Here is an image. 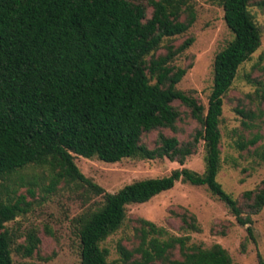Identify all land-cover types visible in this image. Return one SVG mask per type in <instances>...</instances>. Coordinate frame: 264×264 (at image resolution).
<instances>
[{"label": "trees", "instance_id": "obj_1", "mask_svg": "<svg viewBox=\"0 0 264 264\" xmlns=\"http://www.w3.org/2000/svg\"><path fill=\"white\" fill-rule=\"evenodd\" d=\"M215 1L233 36L215 56L205 106L178 87L191 65L176 60L195 38L173 41L196 22L194 0H0V264H15L14 247L24 256L40 249L38 228L17 243L8 223L30 210L21 187L31 185L27 190L34 196L35 186L46 180L47 193L63 184L89 203L73 219L81 264H110L103 242L124 226L128 205L147 202L177 181L207 187L252 234L253 215L264 208V180L243 193V203L226 191L218 180L220 124L224 98L262 45V28L251 7L264 12V0ZM245 77L264 98V78ZM176 101L199 123L187 140L177 134L183 112ZM151 132H157L153 147L145 141ZM260 139H238L235 146L245 150ZM201 140L203 172L175 168L115 192L76 163L78 155L111 163L168 158L183 165ZM30 167L45 171L25 173ZM179 215L185 231L202 230L195 214ZM134 231L131 248L117 245L127 264H233L221 244L191 243L189 234L171 235L151 220L139 218Z\"/></svg>", "mask_w": 264, "mask_h": 264}, {"label": "rangeland", "instance_id": "obj_2", "mask_svg": "<svg viewBox=\"0 0 264 264\" xmlns=\"http://www.w3.org/2000/svg\"><path fill=\"white\" fill-rule=\"evenodd\" d=\"M198 18L185 34L176 36L173 41L181 44L193 36V44L176 60L181 66H190L178 87L192 92L205 106L213 86V64L216 54L232 39V32L224 20L223 8L215 0H194ZM262 28V45L252 58L240 68L231 89L224 98L222 121V168L218 180L223 187L243 203V193L256 189L264 180V98L256 86L248 83L245 75L264 78V12L251 7ZM175 104L182 110L178 122L181 140L191 138L199 127L197 120L189 114V109L180 101ZM243 109L246 116L236 111ZM245 121V122H244ZM166 133L174 132L166 130ZM261 139L245 150L235 146V140ZM157 132L145 136V141L154 146ZM204 141H200L197 151L181 165L168 158L139 159L124 158L118 162H105L98 158L76 156L81 171L106 190L115 192L135 180L159 177L169 174L175 168L189 167L199 172L205 169ZM44 169L30 167L25 173L34 174ZM45 171V170H44ZM48 180L35 186V195L28 193L25 184L19 190L26 194L30 210L8 223L15 230L19 242H23L28 230L36 227L41 237L40 249L33 256H24L13 250L15 264H81L79 240L74 230L73 219L89 203L78 196L68 186L61 184L55 192L47 193L44 185ZM99 199V198H97ZM91 203V202H90ZM188 210L195 214L202 228L200 232L185 231L180 213ZM139 218L153 221L171 235L191 236V243L208 248L221 244L230 254L233 264H257L264 258V208L253 215L252 234L240 224L229 211L225 202L214 196L207 187L177 181L175 186L144 203H134L127 207V219L122 228L110 235L103 246L110 252V264H127L121 258L117 245L122 242L132 247L134 226ZM16 246V245H14Z\"/></svg>", "mask_w": 264, "mask_h": 264}]
</instances>
